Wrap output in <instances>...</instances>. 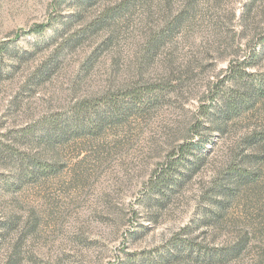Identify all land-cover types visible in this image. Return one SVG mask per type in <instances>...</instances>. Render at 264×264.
Masks as SVG:
<instances>
[{
    "label": "rangeland",
    "instance_id": "obj_1",
    "mask_svg": "<svg viewBox=\"0 0 264 264\" xmlns=\"http://www.w3.org/2000/svg\"><path fill=\"white\" fill-rule=\"evenodd\" d=\"M259 133L264 0H0V264H264Z\"/></svg>",
    "mask_w": 264,
    "mask_h": 264
},
{
    "label": "trees",
    "instance_id": "obj_2",
    "mask_svg": "<svg viewBox=\"0 0 264 264\" xmlns=\"http://www.w3.org/2000/svg\"><path fill=\"white\" fill-rule=\"evenodd\" d=\"M42 28V26H37L35 28V30L40 31ZM155 42V40L152 41V43ZM229 70V75H228V79H230L234 84L240 83L241 81L238 79L237 75V70L235 67H233L232 65L228 68ZM137 94V92L135 93V95ZM133 95V96H135ZM139 98V96L137 97ZM224 101L223 103L220 105L221 109L220 111L222 113H224V116L229 117V114H235L238 112V106L236 103L238 102L243 103V105L246 104L245 101V97L243 94H241L240 96H234V94H232L231 92L229 94H227V96L225 98H223ZM236 102V103H235ZM224 108V110H223ZM208 116V113L206 112V117ZM263 135V136H262ZM264 141V133H259V135L255 136L252 138L251 144L256 145L259 144L260 142ZM192 146V145H191ZM264 156V155H261ZM178 157V156H177ZM176 157V158H177ZM182 156L180 155V157L178 159H175V157L172 158V160L170 161L169 165H166V168L161 169V171L158 173V175L155 176V179L150 181L149 184V190L151 192L155 191V189L159 188H167V190L171 191L173 190L174 186L176 187L177 183H175V181L173 180L172 174H171V167L173 165H175L176 161H179L180 158ZM253 158V160L250 161V166L252 167V170L255 169L254 166L260 165L262 164L261 161L264 159V157H260V158H256V157H251V159ZM237 167V166H235ZM249 170L248 171H243V173L241 171H238L236 169L234 170H230L229 172L225 173V177L226 179H228V177L230 176V182H236L234 184H232L233 186L230 188V192L227 194L232 198L236 197V195L238 194L237 189H239L240 185H243V183H252L255 182L258 179V175L255 173L256 171H252ZM256 170V169H255ZM220 186V185H219ZM243 243L240 242L238 243L237 246L234 247V250L232 251V253L236 254L238 252H240L243 248ZM227 253H229V251H227L226 253L222 252V256L225 257L227 256ZM230 253V254H232Z\"/></svg>",
    "mask_w": 264,
    "mask_h": 264
}]
</instances>
